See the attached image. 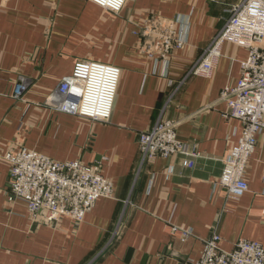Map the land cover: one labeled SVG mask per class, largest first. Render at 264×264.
Returning <instances> with one entry per match:
<instances>
[{
    "label": "crops",
    "instance_id": "1",
    "mask_svg": "<svg viewBox=\"0 0 264 264\" xmlns=\"http://www.w3.org/2000/svg\"><path fill=\"white\" fill-rule=\"evenodd\" d=\"M240 1L127 0L113 12L92 0H0V264H187L213 232L225 250L241 238L264 248V131L247 161L248 190L237 200L212 190L242 129L240 120L223 117L220 95L237 84L247 50L225 42L211 77L191 76L174 92L226 9ZM170 23L184 46L162 58L154 44L159 24ZM80 61L120 69L108 122L48 100ZM20 78L28 88L18 99ZM161 112L200 155L157 158L135 177L139 134ZM21 147L96 167L111 181L112 196L98 198L78 222L33 220L24 201L7 195L6 155ZM127 199L124 224L109 241ZM167 223L194 237L179 241Z\"/></svg>",
    "mask_w": 264,
    "mask_h": 264
},
{
    "label": "built area",
    "instance_id": "2",
    "mask_svg": "<svg viewBox=\"0 0 264 264\" xmlns=\"http://www.w3.org/2000/svg\"><path fill=\"white\" fill-rule=\"evenodd\" d=\"M92 1L100 7L119 12L127 0ZM225 42L243 47L248 53L240 63L237 84L224 88L220 95L227 105L223 117L240 120L242 129L236 146L222 160V171L212 182V190L223 188L228 198L237 200L248 190L245 178L247 161L255 150L257 135L264 131V0H241L226 9L222 25L189 66L174 92L191 76L211 77ZM183 46L184 40L176 38L171 23L159 24L153 51L166 58L171 50ZM153 51L149 54L152 55ZM119 77L117 66L94 61L76 62L48 100L60 111L108 122ZM27 88L26 80L20 78L14 87V97L19 99ZM171 97L172 94L165 105ZM138 145L135 177L145 163L157 158H170L177 154L196 158L200 155L196 146L178 136L177 122L164 119L162 112L150 129L140 132ZM6 159L9 161L7 195L9 199L24 201L33 220L56 223L68 217L78 222L98 198L112 196L111 181L96 167L81 161L54 160L25 147L8 153ZM128 203L129 199L125 200L109 241L119 234ZM167 227L169 235L181 242L194 237L190 229L172 223H167ZM220 240L216 232L203 239L198 259L187 264H264V248L259 242L241 238L230 250H225L221 248Z\"/></svg>",
    "mask_w": 264,
    "mask_h": 264
}]
</instances>
